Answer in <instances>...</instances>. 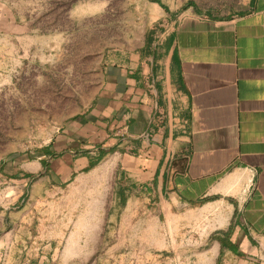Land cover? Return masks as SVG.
Instances as JSON below:
<instances>
[{"label": "crops", "instance_id": "crops-1", "mask_svg": "<svg viewBox=\"0 0 264 264\" xmlns=\"http://www.w3.org/2000/svg\"><path fill=\"white\" fill-rule=\"evenodd\" d=\"M16 23L0 35L2 72L35 43ZM100 72L84 112L0 164V264H100L105 234L106 264H264V0L222 19L167 12ZM59 203L93 230H41Z\"/></svg>", "mask_w": 264, "mask_h": 264}, {"label": "rangeland", "instance_id": "rangeland-1", "mask_svg": "<svg viewBox=\"0 0 264 264\" xmlns=\"http://www.w3.org/2000/svg\"><path fill=\"white\" fill-rule=\"evenodd\" d=\"M158 1L0 0V35L12 30L15 19L16 30L23 34L31 29L36 35L35 43H22L16 71L11 72L13 65L0 71V164L26 159L29 152L48 145L68 121L84 112L101 84L104 56L140 41L149 26L166 18V9L222 19L246 13L251 2ZM29 45L30 54L25 53ZM9 184L0 183V199L9 194ZM83 205L86 212L88 202ZM61 212V204H55L41 216L47 221L40 229L75 230L73 226L79 224L83 230H93L96 225V220L66 218V212ZM99 224L100 230H110L107 219ZM187 239H182L186 241L179 249L182 262L189 256ZM172 254L167 252L166 258L172 259ZM108 256L105 234L95 258L106 264Z\"/></svg>", "mask_w": 264, "mask_h": 264}, {"label": "trees", "instance_id": "trees-1", "mask_svg": "<svg viewBox=\"0 0 264 264\" xmlns=\"http://www.w3.org/2000/svg\"><path fill=\"white\" fill-rule=\"evenodd\" d=\"M153 2H155V3H160L158 0H152ZM166 11L168 12V13H170L171 14V12L168 10V9H166ZM150 33H154V31H151ZM45 166V165H44ZM225 237H224V239H219L220 240V242L222 243V244H225V245H227L228 247H230V245H229V232L228 233H226L225 235H224ZM221 254H223V253H221ZM219 261H221V256H220V258H219V260H218V264H219Z\"/></svg>", "mask_w": 264, "mask_h": 264}]
</instances>
